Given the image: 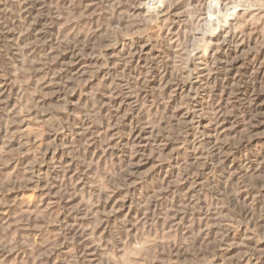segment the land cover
Instances as JSON below:
<instances>
[{"label": "rangeland", "instance_id": "1", "mask_svg": "<svg viewBox=\"0 0 264 264\" xmlns=\"http://www.w3.org/2000/svg\"><path fill=\"white\" fill-rule=\"evenodd\" d=\"M0 264H264V0H0Z\"/></svg>", "mask_w": 264, "mask_h": 264}]
</instances>
